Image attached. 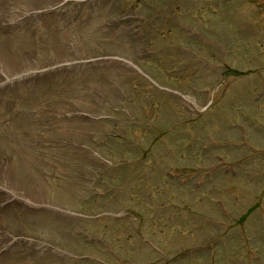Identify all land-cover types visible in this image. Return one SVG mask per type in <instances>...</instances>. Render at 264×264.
<instances>
[{"label": "rangeland", "instance_id": "obj_1", "mask_svg": "<svg viewBox=\"0 0 264 264\" xmlns=\"http://www.w3.org/2000/svg\"><path fill=\"white\" fill-rule=\"evenodd\" d=\"M262 152L264 0H0V264H264Z\"/></svg>", "mask_w": 264, "mask_h": 264}]
</instances>
